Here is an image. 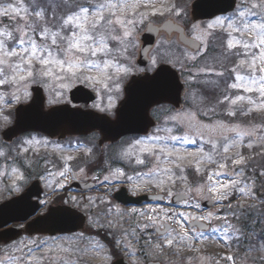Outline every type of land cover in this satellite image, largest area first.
<instances>
[{"label":"snow or ice","instance_id":"1","mask_svg":"<svg viewBox=\"0 0 264 264\" xmlns=\"http://www.w3.org/2000/svg\"><path fill=\"white\" fill-rule=\"evenodd\" d=\"M157 2L161 4L160 8L155 7ZM165 4L166 0H0V117L6 124L11 123L8 116L3 115L2 109L12 104L24 103L27 107H18V114L32 112L39 119L56 122L66 112V109L59 107L65 92L75 86L88 87L92 91L100 88L109 93L107 106L94 107L101 112L111 113L116 107L111 93H121V80L135 68L130 59L129 47H134L133 33L137 25L143 24L150 16H162L165 12L174 13L177 17L183 15L176 4L167 7ZM204 7L211 18L210 21L204 25H186L192 34L188 43L195 48L198 55L203 56L208 50V37L214 42L213 48L218 46L220 49L217 59L219 70L212 66L201 69V72L217 78L202 82L208 90L200 101L207 108L202 114H215L217 109H220L226 117H244L247 118L246 121L226 123L220 120L212 125H204L197 120L194 112L178 111L165 106L159 99L151 100V103L156 105L153 115L162 123L158 124L156 132L150 135L126 140L115 156L116 160L124 161L126 167L135 172V176L129 175L124 167L109 168V174L104 177L105 184L115 187L117 184L128 182L131 191L136 193L143 191L137 181L143 182L147 179L150 184L155 181L154 186L167 196H173L169 185H174L176 179L186 181L187 178L177 177L173 168L162 165H173L181 173L184 172L179 162L188 157L179 154L176 144H195L196 141L189 140L187 133L173 134V129L186 128L189 132L196 131L201 137L205 131L218 133L219 137V140L209 138L205 141L211 145L209 152L200 148L198 154L193 156L197 173L201 172L198 165L203 161L215 164L218 170L208 176L210 183L198 185L194 189L189 188L188 191L192 192L194 197L206 192L210 194L208 199L216 202L228 200L229 189L249 195L245 188L238 187L241 183L239 179L231 178L233 174L236 177L244 176L242 167L239 170L233 168L231 171H224L229 168L228 161H231L233 166H241L247 164V159L240 153H236L235 157H229L225 153L230 147L240 143L245 136L249 137L247 147H253L251 138L257 132H264V115H261L264 113V0H240L239 3L237 0H205ZM197 41L200 44H196ZM200 45H203V49ZM189 59L195 61L197 56L193 55ZM121 60L124 63H121ZM153 64H157V61L153 60ZM141 87L143 99L130 96L125 104L121 105L122 108L127 107L130 122L138 121L145 108L150 106L143 100L153 97L166 98L173 84L161 72H157L153 76L145 75ZM42 90L48 93L47 108L40 99ZM33 92L36 93L35 98ZM257 119L260 122L254 123ZM9 131L4 132L6 137L9 136ZM226 133L233 135L230 137ZM49 143L43 137L31 135L11 145L0 143V159L12 160L13 165L20 164L23 167L28 164L31 167L27 154H39L40 148L46 149ZM218 147L223 148V153L217 150ZM55 148L62 149V146L57 143ZM88 152L90 153L91 149ZM22 156L24 159L19 160ZM215 156L221 159L217 160ZM61 159L67 163L75 157L67 156ZM149 160L153 162L149 171H137L135 166L147 167ZM9 167L10 175L14 177L13 186L16 181L25 180L20 167ZM71 171V167L66 166L59 175L67 179ZM84 173L85 167H79L78 174ZM221 174L229 179L224 182L218 179L212 182L214 176L219 177ZM260 174L264 175V172ZM60 187L64 185L61 184ZM251 194L254 196V191ZM177 195L187 196L188 193ZM98 199L100 203L111 205V201ZM70 200L72 205L60 211L74 216L78 210V201L76 197H70ZM94 203L95 200L89 197L88 204ZM261 203H264V200ZM196 206L199 207L198 204ZM228 207L231 209L232 205L229 203ZM117 211L118 216L112 219L108 218L112 207H109L103 216L96 213L95 218L89 217L90 227L97 229L96 236L92 238L94 250L103 254L105 264H124L121 252L128 256L131 264H138L139 257L137 252L132 250L134 246L130 238L139 243L142 234L151 229L166 237L165 243L169 247L183 244L189 239L190 232L177 220L175 222L180 224V228L172 235L175 231L170 223L173 216L192 220L214 217L213 213H209L208 217H193L183 212L169 213L162 209L160 213L156 209H150L151 214L135 208L129 213L120 212L119 209ZM125 216H136L143 222L133 221L130 228H124L122 221ZM233 216L240 219L235 212ZM214 218L227 221V217ZM241 229L247 230V219L242 221L241 228L235 231L241 232ZM101 230L107 238L104 242L98 238ZM83 236L84 234L80 233L78 238ZM145 244L160 251L164 246L160 243L152 245L150 239L145 241ZM188 247L191 251H197L191 246ZM139 252L145 254L144 248H140Z\"/></svg>","mask_w":264,"mask_h":264},{"label":"rangeland","instance_id":"2","mask_svg":"<svg viewBox=\"0 0 264 264\" xmlns=\"http://www.w3.org/2000/svg\"><path fill=\"white\" fill-rule=\"evenodd\" d=\"M191 1L192 0H186L185 2L176 4L177 8L183 13L182 17H177L174 13L165 12L162 16H150L144 20L143 24L137 25L133 33L134 47H129V52L131 53L130 59L132 64L135 65V68L130 74L141 72L143 69L152 70L160 62L170 63L178 69V71H180L183 81L185 82V91L183 96L184 103L178 111L185 110L196 113L197 120L202 122L204 125H212L220 120H223L226 123H243L247 118H229L224 116L220 109H217L216 113L221 114H202L207 111V108L200 101L203 95H205L208 91L204 88L202 82L206 80H215L217 78L214 75H208L201 72V69L212 66L219 70L220 67L219 63H217V59H219L220 56V49L218 46L215 49L213 46L211 48L209 47L211 42H213L211 37H208V50L203 56H201L182 46L177 41L175 34L167 36L165 33H160L149 52L150 61L148 65L143 68L136 64L135 60L137 57L138 47L140 45L138 34L143 31L148 22L158 24L163 20L170 18L176 23L183 25L186 33L191 36L192 34L189 33L186 25H204L210 21V19L197 22H193L191 20L189 14ZM239 2L240 0H238L237 3ZM173 3V0H166L165 7ZM155 7L160 8L161 4L157 2ZM200 46L203 49V45ZM193 55L197 56L195 61L189 59V57ZM216 55H218V57L214 59ZM153 60H156L157 64L154 65ZM121 63H124V61L121 60ZM130 74L123 77L121 80V90L124 82L128 79ZM186 81H188V83H186ZM68 91L69 90L65 92L61 103L68 102ZM96 91L98 93V97L91 105V108L99 110L94 106H107L109 103V93H106L100 88H97ZM44 93L46 95L47 102L48 93L46 91H44ZM111 95L113 96L115 104H117V101L121 97V93L119 95L111 93ZM15 106V104H12L2 109L3 115L8 116L10 122H12L13 118L11 112H13V108ZM221 108H223V106H221ZM113 110L109 114H113ZM261 115H264V113H261ZM259 122L260 121L258 119L254 121V123ZM160 123H162V121H158L156 126H154L148 135L156 132L157 125ZM8 124L10 123L6 124L2 117H0V131ZM186 133L188 135V139L195 140L196 143L176 144L179 154L181 156L188 157L187 159L179 162L181 167L184 168V172L181 173L179 169H176L173 165H162L163 167L173 168L177 177L185 176L187 178L186 181L176 179V183L174 185H169L173 194L179 192L188 193L189 198L179 204H172L170 202V197L164 192H162L166 197L164 202L147 201V203L139 205H122L114 200L112 193L120 186H125V188H127V190L133 195L144 192H161L159 188L154 186L155 181H152L150 184L147 179L143 182L137 181V183L140 184V187L143 188V191H138L136 193L131 191V187L128 182L117 184L115 187L104 183V177L109 174V168L114 169L116 167H124L129 175L135 176V172H133L130 168H127L124 161L115 159L116 154L124 142L132 139L133 137L124 138L114 145L103 147L97 153H95V148L98 146L96 145V139H94L95 136L88 137L86 139L87 141L83 139L57 141L49 139L41 133L27 132L14 140L12 143L7 144H14L20 139L27 138L29 135L37 138L43 137L50 142L46 149L44 147L40 148L39 154L33 152H29L27 154L31 167H29L28 164H25L23 167L20 164L13 165L12 160L4 161L3 159H0V201L9 198V196L11 197V195L19 193L25 184H27L32 178L38 177L44 187V193L40 200L41 205L39 212L44 211L48 205L56 203L57 201L55 199L57 195H59L58 197L63 195V204L70 205L73 203L70 200V197H76L78 201L77 208L86 213L87 221L83 230L77 233L54 236H23L8 244H0V264H105L103 254L94 250L92 238L96 236L94 235V231L97 229L90 227L89 217L95 218L96 213H100V215L103 216V213L106 212L109 207H112V212L108 216L109 219L116 218L118 216L119 213L117 209H119L120 212L129 213L133 208L146 214H151L150 209H156L158 213H160V210L162 209L163 211L169 213L183 212L185 214H190V216L193 217H208L209 213H213L214 217H227V221L223 219H216L214 217L202 219L210 224V229L206 232H202L189 227V219L173 216L170 223L175 231H173L172 235H175L176 232L179 231L180 224H183L185 229L189 230L190 237L183 244H174L172 247L166 245V237L156 235L155 229H151L148 233L142 234V238L139 243H137L135 239L130 238L132 239L134 246L132 250L136 251L137 256L139 257L138 264H144L148 260H159L162 264H236V262L241 264H264V246H262V243L260 242L255 243V239H253L258 232H261V234L264 232V203H261V201L264 200V175L260 174L264 172V168L261 163H257L260 161V156L263 155L262 153L264 151V139H262V137H264V132H257V134L251 138L253 147H247L249 137L245 136L240 143L230 147L229 151L225 153V155L229 157H235L236 153H240L247 159V164L241 166H233L231 161H228L229 168L224 171H231L233 168L239 170V168L242 167L244 169V176L236 177L233 174L231 178L239 179L241 183L238 187L245 188V191L249 192V195H243L237 191L229 189V199L220 202L214 201L216 206H214V208L211 207L210 209L204 208L201 205L202 200L208 199L210 194L205 192L199 197H194L193 193L188 190L189 188L194 189L198 185H207L210 183L208 176L218 170L215 164L203 161L198 165L201 168V172L197 173V165L193 160V156L198 154V150L200 148H203L204 152H209L211 150V145L205 143V141L209 138L219 140L218 133L205 131L204 136L201 137L196 131L189 132L186 128L183 130H178L176 128L173 129V134L175 135H185ZM159 134L165 135V133ZM226 135L231 137L233 134L226 133ZM87 142L90 143L88 144ZM219 142L222 143V141ZM0 143H3L1 137ZM57 143L62 146V149L55 148ZM89 149H91L90 153L88 152ZM217 150L223 153L222 147H218ZM98 153L104 154V157L106 158L107 155L110 157L105 159L104 162L103 160L99 161L96 158L99 155ZM189 153L192 155L189 156ZM13 155L15 154L13 153ZM252 155L253 157L251 158L250 156ZM67 156L75 157V159L65 163L61 157ZM78 157H81V159ZM214 158L217 160L221 159V157L218 156H215ZM18 159L23 160L24 157L22 156ZM87 159L91 161L90 165L89 162L86 163ZM106 163H108L109 166H107ZM9 166L20 167V171L25 175V180L16 181L15 186H13L14 177L10 175ZM66 166H70L72 169V171L68 173L67 179L59 175V173L63 171ZM152 166L153 162L149 160L147 167H135L137 171L147 172ZM79 167H85L84 174H78ZM26 168L27 171H25ZM257 168H259L258 175L255 173ZM89 170L95 172L97 176ZM97 170L98 172H96ZM187 170H191L193 175L196 172L195 176H198L199 178L196 179L195 183L191 184L192 181L189 179V176H187ZM86 176H90L91 178L94 176L97 177L93 180L96 184L93 190L80 191L69 187V184L72 181L83 179ZM249 177L251 179H249ZM217 179L224 182L229 178L221 174L219 177L214 176L212 182ZM61 184H63L64 187H60ZM252 191L255 193L254 196L251 194ZM89 197L95 200L94 204H88ZM98 198H104L111 201V205L100 203ZM229 203L232 205L231 209L228 207ZM197 204L199 207L196 206ZM238 205L241 207H238ZM250 205H254V207H249ZM234 212L236 216L240 217V219L234 218ZM245 219H247V230L245 231L244 229H241V232H236L235 229L241 228V223ZM177 220L180 221V224L175 222ZM133 221L143 222L139 217L125 216L124 221H122L124 228H130ZM80 233L84 234L83 238H78ZM241 233H243V235H241ZM232 236L241 237L243 241L240 248L230 251L228 249V245ZM149 239L151 240L152 245L157 243L164 245L163 250H155L146 245L145 241ZM188 246L197 249V251L189 250ZM142 247L145 250V254L139 252V249ZM62 249H67V251H63ZM121 256L125 257L131 264V260L123 252H121ZM227 257H232L233 259L230 260L227 259Z\"/></svg>","mask_w":264,"mask_h":264},{"label":"water","instance_id":"3","mask_svg":"<svg viewBox=\"0 0 264 264\" xmlns=\"http://www.w3.org/2000/svg\"><path fill=\"white\" fill-rule=\"evenodd\" d=\"M205 0H193L190 7V15L193 21L209 19L207 15V9L204 7ZM219 14V13H217ZM160 32H166L171 34L172 32L177 34V39L183 45L189 47L195 51V48L188 43L191 37L184 33V28L174 23L172 20L167 19L160 25H154L148 23L145 30L139 35V41L141 45L138 50V57L136 62L140 66H146L149 58L148 52L155 42L156 37ZM199 44V42H195ZM157 72H161L171 80L173 87L167 94L166 98L153 97L145 99L143 102L146 105H150L145 108L141 118L136 122H130L127 116V107L122 108L121 105L125 104V101L129 97L143 99V92L141 87L142 78L147 76H153ZM183 81L180 80L178 72L173 69L169 64L161 63L152 73L142 72L137 75H132L124 86V97L119 102L116 108V117L112 120L104 114H99L93 110L82 109L78 107H71L69 104H60L59 107L66 109V112L62 114V118L56 122L45 121L36 117L32 112L17 113L18 107H27V104L17 105L14 109L13 123L5 128L1 135L3 139L11 141L14 137L26 131H39L45 133L51 138L57 137L60 139L65 138L68 135H84L93 130H97L102 139L99 143L109 140L114 141L121 135L126 133H146L150 126L154 125V121L149 116V110L155 106L151 103V100L159 99L161 103H169L174 107L181 106V95L183 89ZM33 98L36 97V93L33 92ZM69 98L73 102L89 103L96 98V93L83 86H76L69 92ZM40 99L45 106V96L43 90L40 93ZM10 130V131H9ZM9 131V136H5L4 132ZM73 186L80 187L82 189L92 186V183H73ZM42 187L38 179L33 180L19 195H16L6 201L0 203V228L6 226L11 222L25 221L30 216L34 215L37 211L39 204L38 198L42 194ZM117 200L122 203H140L142 200H161L162 194H143L131 196L128 194L124 187H121L113 195ZM36 199H33V198ZM186 196L175 194L171 198L172 203H178L184 200ZM203 205L210 207L211 202H204ZM69 205H50L46 212L38 214L32 219L28 220L22 229L19 226H10L0 230V242L7 243L11 240L17 239L23 233L33 234H63L75 232L83 227L85 224V213L76 211L74 216H69L66 213L60 211V209L68 207ZM196 225L200 230H207L209 226L202 220H191L190 226ZM162 231V230H161ZM124 264H129L124 258ZM146 264H160L158 261H149Z\"/></svg>","mask_w":264,"mask_h":264},{"label":"trees","instance_id":"4","mask_svg":"<svg viewBox=\"0 0 264 264\" xmlns=\"http://www.w3.org/2000/svg\"><path fill=\"white\" fill-rule=\"evenodd\" d=\"M186 0H173V2L175 3V4H179L180 2H185ZM213 43L214 42H211V44L209 45V47L211 48L212 46H213ZM263 155H261L260 156V161H258L257 163H261L262 165H263V167H264V151H263V153H262ZM97 232V231H96ZM95 232V233H96ZM100 238H102L103 240H105V239H107L106 237H104V234H103V231L101 230L100 231V236H99ZM264 237V236H263ZM263 240H264V238H263Z\"/></svg>","mask_w":264,"mask_h":264}]
</instances>
